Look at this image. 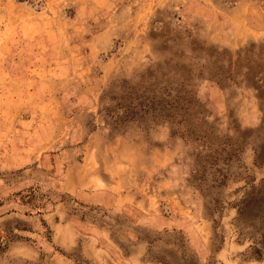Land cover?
Instances as JSON below:
<instances>
[{"label": "rangeland", "instance_id": "obj_1", "mask_svg": "<svg viewBox=\"0 0 264 264\" xmlns=\"http://www.w3.org/2000/svg\"><path fill=\"white\" fill-rule=\"evenodd\" d=\"M72 163L210 223L208 264H264V0H0V264H87L29 233L61 201L127 224L64 191Z\"/></svg>", "mask_w": 264, "mask_h": 264}, {"label": "crops", "instance_id": "obj_2", "mask_svg": "<svg viewBox=\"0 0 264 264\" xmlns=\"http://www.w3.org/2000/svg\"><path fill=\"white\" fill-rule=\"evenodd\" d=\"M46 147L59 148L56 139L48 137L41 141V148L44 150ZM74 170L77 171L75 163L69 164L63 170L64 191L70 193L74 200L78 199L95 207H106L108 219L110 216L126 218L127 224L110 221L99 223L85 215L77 223L75 214L61 201L55 203L50 210L41 211L32 217L35 219L32 229L38 231L29 233L39 237L41 243L48 245L50 241L51 245L61 250L77 252V258L87 264H170L167 257L154 253L158 247L176 254L180 264H191L189 251L195 255L194 264H208L207 235L211 229L210 223L173 220L172 216L160 214L145 200L140 201L128 192H112L109 188L106 189L107 186L96 175L84 172L78 175ZM132 215L137 219H133ZM0 219L5 218L0 216ZM138 228L158 234V237L142 236ZM43 229L50 231L49 241L41 240ZM175 233L183 236L182 243L168 239ZM19 251L17 254H23L25 260L33 259L37 255V250L31 247H24ZM41 264L45 262L41 261Z\"/></svg>", "mask_w": 264, "mask_h": 264}]
</instances>
